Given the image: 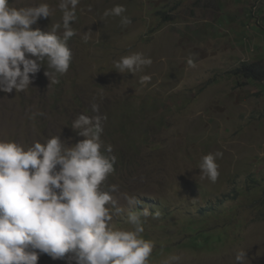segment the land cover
Listing matches in <instances>:
<instances>
[{
  "label": "rangeland",
  "instance_id": "obj_1",
  "mask_svg": "<svg viewBox=\"0 0 264 264\" xmlns=\"http://www.w3.org/2000/svg\"><path fill=\"white\" fill-rule=\"evenodd\" d=\"M117 4L132 20L126 27L102 16ZM263 13L264 0H81L68 72L51 84L41 68L25 92H0V139L59 135L72 144L83 139L70 127L77 114L106 117L102 139L117 157L107 183L136 195V210L161 213L145 223L144 238L156 244L151 264L172 254L181 264H234L240 249L249 264H264ZM60 16L32 27L47 30ZM81 31L93 33L87 42ZM132 52L152 65L136 76L117 72L113 61ZM143 74L152 79L141 85ZM217 150L220 176L202 181L199 160ZM115 223L128 227L123 217ZM37 264L65 262L44 254Z\"/></svg>",
  "mask_w": 264,
  "mask_h": 264
},
{
  "label": "clouds",
  "instance_id": "obj_2",
  "mask_svg": "<svg viewBox=\"0 0 264 264\" xmlns=\"http://www.w3.org/2000/svg\"><path fill=\"white\" fill-rule=\"evenodd\" d=\"M80 3L57 0L53 8L47 0H39L17 8L0 0V92H25L41 68L49 83H59L73 59L68 41L78 34L72 25ZM57 10L60 19L47 30L32 27ZM126 11L117 4L102 16L119 17L126 27L132 23ZM81 34L87 42L93 33ZM152 63L151 57L132 52L114 60L113 66L121 74L136 76ZM186 64L197 66L192 54ZM151 79L143 74L138 82L144 85ZM92 111L98 113L96 104ZM37 115L42 113H33L30 119ZM104 119L77 114L70 127L83 139L72 144L59 135L31 144L0 139V264H37L44 254L65 264H151L156 244L144 238L145 223L161 213L136 210L140 204L136 195L107 183L117 157L102 139ZM222 158L219 150L201 156L202 181L217 182V161ZM120 217L128 227L116 226ZM181 261V255L172 254L162 264ZM234 264H249L245 249L236 251Z\"/></svg>",
  "mask_w": 264,
  "mask_h": 264
},
{
  "label": "trees",
  "instance_id": "obj_3",
  "mask_svg": "<svg viewBox=\"0 0 264 264\" xmlns=\"http://www.w3.org/2000/svg\"><path fill=\"white\" fill-rule=\"evenodd\" d=\"M241 70L247 75V74H254V71L252 70V67L242 65Z\"/></svg>",
  "mask_w": 264,
  "mask_h": 264
},
{
  "label": "crops",
  "instance_id": "obj_4",
  "mask_svg": "<svg viewBox=\"0 0 264 264\" xmlns=\"http://www.w3.org/2000/svg\"><path fill=\"white\" fill-rule=\"evenodd\" d=\"M264 14V13H263Z\"/></svg>",
  "mask_w": 264,
  "mask_h": 264
}]
</instances>
